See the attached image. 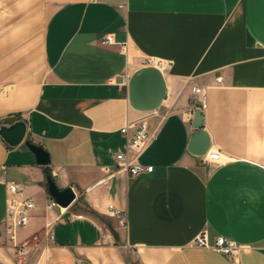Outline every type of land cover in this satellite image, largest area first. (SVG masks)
I'll list each match as a JSON object with an SVG mask.
<instances>
[{"label": "crops", "instance_id": "1", "mask_svg": "<svg viewBox=\"0 0 264 264\" xmlns=\"http://www.w3.org/2000/svg\"><path fill=\"white\" fill-rule=\"evenodd\" d=\"M3 1H19L41 27L31 46L0 57V124L28 123L18 147L0 138V264H264V0ZM108 34L115 42H103ZM149 59L167 64V94L142 113L128 80ZM194 86L206 91L217 163L188 150ZM143 116L151 138L138 160L154 171L132 177L114 155L126 147L122 128ZM48 176L74 189L69 207L49 205ZM10 183L35 202L17 231L31 242L25 258L5 228ZM204 230L245 248L232 259L194 246Z\"/></svg>", "mask_w": 264, "mask_h": 264}, {"label": "built area", "instance_id": "2", "mask_svg": "<svg viewBox=\"0 0 264 264\" xmlns=\"http://www.w3.org/2000/svg\"><path fill=\"white\" fill-rule=\"evenodd\" d=\"M103 42H115L114 35L108 34L104 36ZM125 46L126 44H124V47ZM149 65L157 66L161 70L163 66H167L166 63L155 61L154 59L148 60L147 66ZM221 80L222 78H218V82H221ZM191 102L195 110L197 108L203 109L206 104L205 89L199 86H194ZM194 109L187 113L188 120H192ZM131 129H134L133 133H131ZM122 133L127 139L125 150L118 151L114 155L115 162L119 167V170L124 171L132 177L140 176L145 173H152L154 171V166L143 165L138 160L140 154L151 138L149 132L148 116H143L136 121L129 122L125 127L122 128ZM202 158L203 162L205 163H217L222 159L219 152H208L206 155L202 156ZM8 188L10 197L8 198L6 207L5 228L10 241L15 245L17 256L19 258H25L29 254L31 242L27 241L23 244L18 243L17 231L29 224L31 213L35 208V202L31 198L19 197L20 189L16 183H10ZM49 205L53 207L58 206L55 200H51ZM110 210L112 215L117 217L121 223H125L124 212L121 209L115 208L113 205H111ZM33 240H37V237L34 236ZM193 245L210 249L232 259H235L239 255L240 251L245 248V246L240 245L236 240L226 236H217L215 241L212 243L207 230L202 231L195 237L193 240Z\"/></svg>", "mask_w": 264, "mask_h": 264}, {"label": "water", "instance_id": "3", "mask_svg": "<svg viewBox=\"0 0 264 264\" xmlns=\"http://www.w3.org/2000/svg\"><path fill=\"white\" fill-rule=\"evenodd\" d=\"M167 94V83L164 72L157 66L149 65L136 70L128 80V97L133 109L142 113H151L158 110ZM202 109L194 112V132L188 150L196 156H204L210 149V137L203 128ZM28 132V123L25 119H17L12 123L0 124V138L9 147H18L25 140ZM35 154L37 163L48 166L51 164L49 153L41 146L32 142L26 143ZM48 190L62 208L69 207L76 199L72 187L60 189L52 176L47 178Z\"/></svg>", "mask_w": 264, "mask_h": 264}, {"label": "rangeland", "instance_id": "4", "mask_svg": "<svg viewBox=\"0 0 264 264\" xmlns=\"http://www.w3.org/2000/svg\"><path fill=\"white\" fill-rule=\"evenodd\" d=\"M0 0V57L9 53L18 54L25 45L31 46L39 32L41 23L24 9L19 1ZM11 66H18L17 63Z\"/></svg>", "mask_w": 264, "mask_h": 264}, {"label": "bare ground", "instance_id": "5", "mask_svg": "<svg viewBox=\"0 0 264 264\" xmlns=\"http://www.w3.org/2000/svg\"><path fill=\"white\" fill-rule=\"evenodd\" d=\"M166 67V66H163V68ZM163 68H162V71H163Z\"/></svg>", "mask_w": 264, "mask_h": 264}]
</instances>
